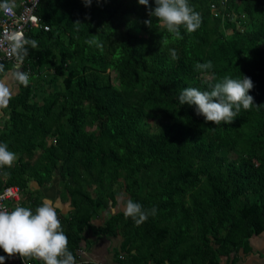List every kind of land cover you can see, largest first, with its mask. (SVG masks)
Here are the masks:
<instances>
[{"label":"trees","instance_id":"obj_1","mask_svg":"<svg viewBox=\"0 0 264 264\" xmlns=\"http://www.w3.org/2000/svg\"><path fill=\"white\" fill-rule=\"evenodd\" d=\"M188 3L202 23L191 34L181 27L182 39L154 16L145 24L138 0L37 3L49 29L25 35L38 42L19 65L29 83L15 81L0 109V143L17 156L0 169V186L18 185V206L35 212L42 202L29 181L58 177L73 207L58 217L73 256L79 231L117 194L156 209L139 227L124 211L105 221L102 230L122 236L121 264H234L264 229V0ZM15 61H0V77ZM208 61L211 69H195ZM225 76L254 85L253 106L232 124L180 105L184 88L210 91Z\"/></svg>","mask_w":264,"mask_h":264},{"label":"clouds","instance_id":"obj_2","mask_svg":"<svg viewBox=\"0 0 264 264\" xmlns=\"http://www.w3.org/2000/svg\"><path fill=\"white\" fill-rule=\"evenodd\" d=\"M99 3V0H97ZM86 7H90L92 0H83ZM154 9L149 0H138V4L148 9L149 20L151 17L158 19L167 32L177 39H182L180 29L183 27L187 33L195 32L202 23L200 13L189 5L188 0H154ZM0 8L9 10L7 3L0 4ZM7 39L11 42V55L15 57L17 65L22 64L28 54V47L38 48V42L26 38L21 32L11 33ZM87 43L101 47L98 41L90 40ZM172 60H178L175 49H169ZM213 67L211 61L197 63L195 69L207 71ZM4 66L0 65V72ZM15 81L27 86L29 76L23 71L13 72ZM250 78L235 79L225 76L222 81L211 86L210 91H201L197 88L186 87L179 94L180 105L195 106L196 115L203 116L205 122L214 125L232 124L241 108L249 110L254 104V98L249 95L253 88ZM11 99L10 89L0 82V109L7 107ZM17 159L8 145L0 143V169L11 168ZM8 175V173H4ZM156 209L151 213L144 210L142 205L128 200L124 207V216L131 218L139 227L144 223L149 214L155 215ZM68 237L61 227L56 209L51 200L45 201L33 212L30 208L16 206L11 211L0 206V249L6 255H0V264H5L6 258L19 257L24 260H38L41 264H76L75 258L68 248Z\"/></svg>","mask_w":264,"mask_h":264},{"label":"crops","instance_id":"obj_3","mask_svg":"<svg viewBox=\"0 0 264 264\" xmlns=\"http://www.w3.org/2000/svg\"><path fill=\"white\" fill-rule=\"evenodd\" d=\"M15 71L16 69L11 68L0 78V82L4 83L11 92L16 89L13 77ZM28 186L37 190L42 203L45 199L52 201L58 217L69 216L73 209L71 198L61 190L58 177H53L49 184L41 187L31 180ZM123 199L122 194H117L114 202L109 200L108 205L89 218L87 224L79 231L78 245L73 249L75 255L79 251V264H121L125 260L121 246L122 236L117 229L114 232L102 230L107 218L124 211ZM164 263L170 264L166 260ZM228 263L229 258L220 256V264ZM5 264L8 263L5 262ZM234 264H264V229L259 234L251 235L248 238V247L242 251L238 250L235 254Z\"/></svg>","mask_w":264,"mask_h":264},{"label":"built area","instance_id":"obj_4","mask_svg":"<svg viewBox=\"0 0 264 264\" xmlns=\"http://www.w3.org/2000/svg\"><path fill=\"white\" fill-rule=\"evenodd\" d=\"M39 0H17V6L13 7L10 3L9 10L0 8V61L15 58L11 55L10 41L7 37L13 32H21L25 36L29 30L42 29L47 31L49 25L43 23L40 16L36 13V6ZM2 2L0 4H5ZM20 65V64H19ZM16 61L14 68H18ZM22 189L16 184L0 186V206L11 211L18 206L22 200ZM79 251L74 256L76 264L80 263ZM8 264H41L36 260H22L21 258H6Z\"/></svg>","mask_w":264,"mask_h":264},{"label":"rangeland","instance_id":"obj_5","mask_svg":"<svg viewBox=\"0 0 264 264\" xmlns=\"http://www.w3.org/2000/svg\"><path fill=\"white\" fill-rule=\"evenodd\" d=\"M17 70H20L19 66H18ZM0 78H1V77H0ZM13 91H14V90H12V92H13ZM10 92H11V91H10ZM12 92H11V93H12ZM60 188H61V186H60Z\"/></svg>","mask_w":264,"mask_h":264}]
</instances>
